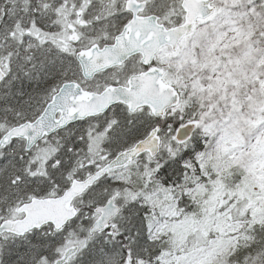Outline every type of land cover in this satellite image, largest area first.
Listing matches in <instances>:
<instances>
[{
	"label": "snow or ice",
	"instance_id": "6c2138e0",
	"mask_svg": "<svg viewBox=\"0 0 264 264\" xmlns=\"http://www.w3.org/2000/svg\"><path fill=\"white\" fill-rule=\"evenodd\" d=\"M0 264H264V0H0Z\"/></svg>",
	"mask_w": 264,
	"mask_h": 264
}]
</instances>
